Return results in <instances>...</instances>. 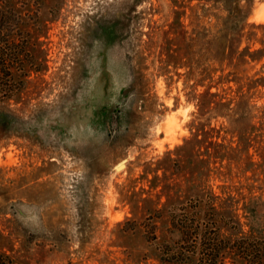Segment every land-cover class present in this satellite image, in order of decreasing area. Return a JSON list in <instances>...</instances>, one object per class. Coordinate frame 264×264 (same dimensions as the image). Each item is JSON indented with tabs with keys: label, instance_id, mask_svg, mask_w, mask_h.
<instances>
[{
	"label": "rangeland",
	"instance_id": "obj_1",
	"mask_svg": "<svg viewBox=\"0 0 264 264\" xmlns=\"http://www.w3.org/2000/svg\"><path fill=\"white\" fill-rule=\"evenodd\" d=\"M196 3L0 0V47L28 72L17 132L0 138L2 264H171L177 247L207 264L210 245L212 264H264V86L254 107L205 114L192 133L200 81L230 68L162 62L183 30L215 33L217 10L197 20ZM249 6L239 49L264 41L251 27L264 0Z\"/></svg>",
	"mask_w": 264,
	"mask_h": 264
},
{
	"label": "trees",
	"instance_id": "obj_2",
	"mask_svg": "<svg viewBox=\"0 0 264 264\" xmlns=\"http://www.w3.org/2000/svg\"><path fill=\"white\" fill-rule=\"evenodd\" d=\"M251 1L197 0L194 6L188 7L189 10L192 9L191 7L198 9L197 20L208 16V11L211 8L217 10V13L213 14L216 21L215 25H217L215 33L210 38L204 40L207 34H203L206 32L202 31L206 30L198 27L189 33L183 30L180 45L171 43V38L162 43L164 54V59H162L163 65L173 64L175 67H182L186 69L185 74L190 73L191 67L194 64H200L205 71L206 67L204 63L202 64L204 60H213L218 66L225 62L227 67L230 68V71L226 74H222V69H219L221 72L215 82L209 81L210 77L207 71H203V75L207 74V83L204 84V81H200L202 82L200 85L204 87V90L195 95L196 112L192 120V133L199 130L197 127L199 118L205 114H214V112H219L220 108L238 109L240 107H254L252 96L255 94L256 87L260 85L264 86V72L257 77L239 75L241 65L258 61L264 56V41L262 39L257 40L259 46L256 48L244 45L239 49L245 18L250 9L249 5ZM219 12H223V15H220ZM3 16L0 12V20L4 18ZM251 27H264V24H251ZM200 38L201 42L199 41ZM254 40L253 42H256ZM3 51L0 47V138L8 137L17 132L11 123L19 119L17 113L21 106L18 103L21 99L24 80L28 77L27 70L23 69L25 65L23 58L10 56L3 53ZM230 81L234 83V88L228 85ZM223 83L226 84L228 91H230L226 92V95L224 93H217V91H209L211 86L216 87ZM257 107L260 111L259 118L261 119L264 135V103ZM236 112L234 111L233 114H237ZM183 228L185 231H181L180 233L196 234L197 232L196 225L193 224L185 225ZM253 248L251 247L252 252L254 251ZM207 250L208 253H206L207 258L205 260H207V264H212L215 260V251L217 249L213 248V245H210L207 247ZM2 254L0 252V259ZM166 254L167 258L165 260L171 264L195 263V260H193L194 251L191 250L177 247ZM251 254L249 253L247 257H251ZM0 264H2L1 260Z\"/></svg>",
	"mask_w": 264,
	"mask_h": 264
},
{
	"label": "bare ground",
	"instance_id": "obj_3",
	"mask_svg": "<svg viewBox=\"0 0 264 264\" xmlns=\"http://www.w3.org/2000/svg\"><path fill=\"white\" fill-rule=\"evenodd\" d=\"M120 166V165H119ZM118 168V166H116Z\"/></svg>",
	"mask_w": 264,
	"mask_h": 264
},
{
	"label": "water",
	"instance_id": "obj_4",
	"mask_svg": "<svg viewBox=\"0 0 264 264\" xmlns=\"http://www.w3.org/2000/svg\"><path fill=\"white\" fill-rule=\"evenodd\" d=\"M118 167H120V166H118Z\"/></svg>",
	"mask_w": 264,
	"mask_h": 264
}]
</instances>
